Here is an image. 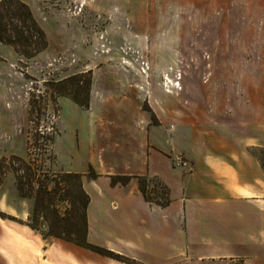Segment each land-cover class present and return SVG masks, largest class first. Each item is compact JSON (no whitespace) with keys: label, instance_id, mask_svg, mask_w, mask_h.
I'll return each mask as SVG.
<instances>
[{"label":"rangeland","instance_id":"obj_1","mask_svg":"<svg viewBox=\"0 0 264 264\" xmlns=\"http://www.w3.org/2000/svg\"><path fill=\"white\" fill-rule=\"evenodd\" d=\"M209 4L0 1V219L31 228L29 238L35 235L36 244L56 253L64 250L69 257L72 249L81 251L68 240L82 236L81 192L75 179L63 181L67 171L53 149L64 168L75 167L76 142L70 134L54 144L62 97L80 102L72 101L82 119L94 104L105 108L119 97L123 106L142 110L151 124L166 123L168 130L175 122L182 125L187 109L195 106L209 110L210 122L220 124L242 125L261 115L251 108L264 106V48H252L250 35L241 33L242 18L223 17L217 3ZM25 7L31 18L23 14ZM224 57L242 63L222 65ZM143 66H149L147 74ZM139 72L148 79L138 80ZM178 74L173 85L170 78ZM139 86L147 89L141 92ZM178 109L182 112L173 114ZM64 112L66 123L75 120L70 109ZM110 114L103 109L98 122L109 125ZM100 138L114 143L118 136L111 132ZM185 142L183 135L180 143ZM252 152L264 162V149ZM88 167L82 176L90 179Z\"/></svg>","mask_w":264,"mask_h":264},{"label":"crops","instance_id":"obj_2","mask_svg":"<svg viewBox=\"0 0 264 264\" xmlns=\"http://www.w3.org/2000/svg\"><path fill=\"white\" fill-rule=\"evenodd\" d=\"M187 1L195 8L212 1L223 17L242 18L241 33L250 35L252 48H264V0ZM228 4L233 5L230 14ZM227 63L242 62L221 58L220 64ZM137 74L138 80H145V75ZM74 105L68 98L60 99V133L54 144L70 134L76 142L75 167L64 168L55 145L53 149L64 171L83 174L92 165L98 174L94 179L82 176L89 197L85 210L89 243L130 258L133 264H264V162L252 152L264 149V106H252L251 112L261 115L242 125L210 122L209 110L195 106L187 109L182 125L175 122L168 130L166 123L151 124L142 110L123 106L119 97L105 108L94 104L85 110L84 119ZM69 109L76 118L68 124L63 111ZM103 109L111 113L110 126L98 122ZM111 132L118 136L116 142L100 138ZM183 135L185 144L180 143ZM181 158L185 166L179 164ZM147 172L168 186V205L146 201L134 178L124 185L110 182L113 174ZM26 228L0 219V264H129L82 247L72 249L69 257L62 249L56 253L49 245L36 244L35 235L29 238L32 229Z\"/></svg>","mask_w":264,"mask_h":264},{"label":"trees","instance_id":"obj_3","mask_svg":"<svg viewBox=\"0 0 264 264\" xmlns=\"http://www.w3.org/2000/svg\"><path fill=\"white\" fill-rule=\"evenodd\" d=\"M1 1V0H0ZM22 5V4H21ZM24 7V5L22 6ZM26 17L31 18L30 13L28 11V9H26L25 7V13H23ZM21 37V36H20ZM0 40H1V36H0ZM10 42L8 43H14L13 40H9ZM71 100L74 101L75 103L80 104V102H78L75 98L71 97ZM81 176L82 174L79 173H70V172H66L63 174V181L67 182L68 180H72L75 179V181L77 182V186L81 192V198H80V206L82 209V213H81V218H82V236L79 238H70L68 239L70 242L74 243L75 245L82 247L84 249H87L93 253L105 256V257H109L121 262H125V263H129V264H133L134 261L131 260L130 258H127L125 256H122L120 254H117L113 251H110L104 247H100L94 244L89 243L86 240V216H85V210H86V205L88 203L89 197L88 195L85 193V191L82 188L81 185ZM86 176L90 179H94L98 176V174L92 169L91 166L88 167V172L86 173ZM136 178L138 180V188L139 191L141 192L143 198L151 203H155L161 207H164L166 205H168L171 201L170 199V191L169 188L166 184H164L157 176L152 175L150 176L148 173L144 174V175H138V176H132V175H122V174H113L110 175V182L111 184H127L130 179L132 178ZM44 194H47L46 190L42 191ZM39 200H37L36 198V202L34 207L37 206V202Z\"/></svg>","mask_w":264,"mask_h":264},{"label":"bare ground","instance_id":"obj_4","mask_svg":"<svg viewBox=\"0 0 264 264\" xmlns=\"http://www.w3.org/2000/svg\"><path fill=\"white\" fill-rule=\"evenodd\" d=\"M145 66H146V65H145ZM141 69H142V68H141ZM146 69H150L149 66H148L147 68H145V67L143 66V72L147 74ZM141 71H142V70H141ZM180 77H181V76L178 74V75L173 76V77L170 78V79L174 80L173 85H176L175 83H176V81H178V80L180 79ZM164 78H165L166 82H170V80H167L168 77H164Z\"/></svg>","mask_w":264,"mask_h":264},{"label":"built area","instance_id":"obj_5","mask_svg":"<svg viewBox=\"0 0 264 264\" xmlns=\"http://www.w3.org/2000/svg\"><path fill=\"white\" fill-rule=\"evenodd\" d=\"M180 165H185V162L181 161L179 162Z\"/></svg>","mask_w":264,"mask_h":264}]
</instances>
